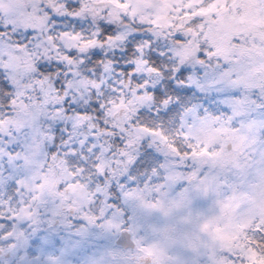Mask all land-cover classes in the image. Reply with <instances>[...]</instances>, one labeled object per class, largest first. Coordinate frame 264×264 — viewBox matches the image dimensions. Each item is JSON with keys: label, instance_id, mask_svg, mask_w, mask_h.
I'll list each match as a JSON object with an SVG mask.
<instances>
[{"label": "snow or ice", "instance_id": "snow-or-ice-1", "mask_svg": "<svg viewBox=\"0 0 264 264\" xmlns=\"http://www.w3.org/2000/svg\"><path fill=\"white\" fill-rule=\"evenodd\" d=\"M0 264H264V0H0Z\"/></svg>", "mask_w": 264, "mask_h": 264}]
</instances>
